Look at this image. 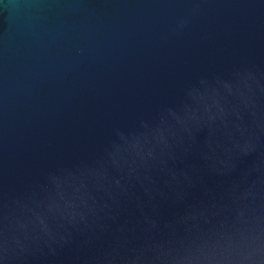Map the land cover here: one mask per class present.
Returning a JSON list of instances; mask_svg holds the SVG:
<instances>
[{
	"label": "water",
	"instance_id": "1",
	"mask_svg": "<svg viewBox=\"0 0 264 264\" xmlns=\"http://www.w3.org/2000/svg\"><path fill=\"white\" fill-rule=\"evenodd\" d=\"M0 264H264V0H0Z\"/></svg>",
	"mask_w": 264,
	"mask_h": 264
}]
</instances>
